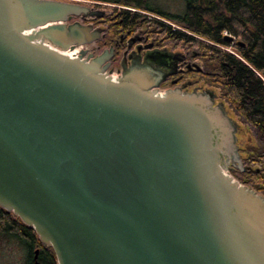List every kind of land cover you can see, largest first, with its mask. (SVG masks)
I'll list each match as a JSON object with an SVG mask.
<instances>
[{
	"label": "water",
	"instance_id": "obj_1",
	"mask_svg": "<svg viewBox=\"0 0 264 264\" xmlns=\"http://www.w3.org/2000/svg\"><path fill=\"white\" fill-rule=\"evenodd\" d=\"M87 3L0 0V208L57 264H264V195L232 174L252 168L217 89L162 88L185 58L166 48L114 72Z\"/></svg>",
	"mask_w": 264,
	"mask_h": 264
},
{
	"label": "trees",
	"instance_id": "obj_2",
	"mask_svg": "<svg viewBox=\"0 0 264 264\" xmlns=\"http://www.w3.org/2000/svg\"><path fill=\"white\" fill-rule=\"evenodd\" d=\"M83 1L100 8L114 5L109 20L117 25L116 32L119 28L124 33L132 32L144 19V23L161 30L170 40L200 49L211 64L216 86L244 126H253L259 132L264 150V0H183L185 9L181 15L153 7L151 0ZM226 34L236 40L229 42ZM108 40L109 37L104 41ZM258 160H264V152ZM258 179L264 183V177ZM31 233H35L33 229L0 208V234L15 237L26 246L28 264L33 262L32 249L38 242ZM35 262L57 264L56 255L45 247Z\"/></svg>",
	"mask_w": 264,
	"mask_h": 264
},
{
	"label": "flooded vegetation",
	"instance_id": "obj_3",
	"mask_svg": "<svg viewBox=\"0 0 264 264\" xmlns=\"http://www.w3.org/2000/svg\"><path fill=\"white\" fill-rule=\"evenodd\" d=\"M111 15V14H110ZM110 16L104 19L103 22L107 23L108 25V33L106 37H109L108 42H105L102 46H96L95 48H90L89 52L93 53L94 55L100 54L101 49L103 51L105 49H113V56L111 59V66L110 69H112L114 72H117L121 69V62L122 60H126L128 63H130V58L138 57L140 56L142 60L145 59V57L152 51L160 50L164 44V42L169 38L168 35L165 34V37L161 30H158L157 28H153L149 23H144L145 20L142 19L141 24L138 25V28L136 31H127L123 32L122 28H119V30L115 29V26L110 20ZM119 32V34H118ZM134 36L135 41L131 44L130 39ZM179 43V42H178ZM182 46L185 49V43H181ZM166 46H164L165 48ZM168 48V47H167ZM166 48V49H167ZM185 58L180 63L179 66V72L176 75L170 76L166 82L162 85V88L164 89H172L176 87H181L185 90L192 91L194 89H201V88H213L217 89V100L223 101L226 103L227 109L229 113L232 115L233 118H236L240 120L238 113L236 110H234L231 105L228 103V101L224 98V93L220 89L219 86H216V78L214 77V73L211 71L210 63L200 53L194 54L190 52V48L185 49ZM199 60V62H202V67L194 64L193 62ZM240 124L244 125L243 120L241 119L239 121ZM248 126V125H247ZM248 131H241L240 127L238 130V139L240 138L242 142L247 140L248 145L252 147V143L249 140L252 137V131L254 132L253 126H248ZM256 131V130H255ZM251 136V137H248ZM246 146V141H245ZM242 143V146L239 149L241 159L244 162V165L250 166L252 168V171L250 172H241L240 170L236 169L232 172V174L235 176L236 179H238L240 182L248 183L255 189H259L264 191V183L260 181L258 178L260 173L258 170H255L252 165L254 163L257 164L258 157H255L254 153L249 150V153L246 152L245 147ZM246 155V156H245ZM262 156V155H260ZM248 159V161H247ZM250 163V164H249ZM264 173V171L262 172ZM256 186V187H255ZM262 187V188H261ZM32 236H36V233H31ZM29 238V236H28ZM37 241L35 242V248L32 249L33 254V262L30 264H35V260L39 256L40 252L45 249L44 246L39 242V239L37 237Z\"/></svg>",
	"mask_w": 264,
	"mask_h": 264
},
{
	"label": "rangeland",
	"instance_id": "obj_4",
	"mask_svg": "<svg viewBox=\"0 0 264 264\" xmlns=\"http://www.w3.org/2000/svg\"><path fill=\"white\" fill-rule=\"evenodd\" d=\"M70 1H74V0H70ZM150 4L153 7H157L160 10L168 12V13L173 14V15H181V14H183L184 9H185V5H184L183 0H151ZM112 7H115V6L114 5H105L104 8H100V7L95 6L96 9L106 11V17L105 18H107L108 16H111L110 14H113V10H112L113 8ZM129 10H131V9L129 8ZM150 16L149 17L147 16V17L148 18L153 17V16L152 17H150ZM105 18L90 20V21H84V23H92L95 27L105 28L106 33H108V31H107L108 30V26H107L108 24L103 22ZM73 21H75V19ZM137 28H138V26H135L131 30L136 31ZM153 28H155V27H153ZM106 36L104 39L97 42L96 44L88 46L89 49L95 48L96 46H102L105 43L104 40L107 39ZM134 36L135 35H133L132 37H134ZM162 36L165 37V34ZM164 46H166L165 48L168 47L167 49L169 51H172V52H179L180 51V52H183L184 55H185L184 51L187 48H190L191 53L194 52V54H197V53H200L202 55L204 54L201 52L200 49H198L196 47H190L188 45H185V49H184V47L182 46L181 43H178L176 40H173V39L172 40L167 39L164 42L161 49H164ZM227 50L234 53V49H232V48L227 47ZM102 52H103V49H101L100 53H102ZM193 63L202 67V65H201L202 62H199V60H196ZM234 119L237 120L241 131H245L246 133L249 132L247 127H245L244 125L239 123V121L241 119L240 120H238L236 118H234ZM248 137H251V136H248ZM247 140H245L246 141V146H245V144H244L245 141L242 142L241 139L239 138L238 139L239 147H241L242 143H243L244 144L243 146L245 147L246 152L249 153V150L252 151L254 153V155L256 154L255 157L263 154V152H264L263 142H262V139H261L259 132L255 131V130H254V132L252 131V137L249 139L252 143V147L248 145ZM247 161H248V159H247ZM248 167H250V166H248ZM252 167L255 170H258V169L260 170V171L258 170L259 172H261L259 177H264V173H262L264 171V160H258L257 164L254 163L252 165ZM241 183L252 187L248 183H243V182H241ZM252 188L254 190H256L258 193H261L264 195V191L259 190L258 188L257 189H255L254 187H252ZM0 264H28V251L26 249V246L19 239H16L15 237L0 234Z\"/></svg>",
	"mask_w": 264,
	"mask_h": 264
}]
</instances>
